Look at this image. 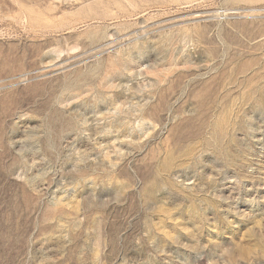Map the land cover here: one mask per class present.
Here are the masks:
<instances>
[{"label": "rangeland", "instance_id": "374dc122", "mask_svg": "<svg viewBox=\"0 0 264 264\" xmlns=\"http://www.w3.org/2000/svg\"><path fill=\"white\" fill-rule=\"evenodd\" d=\"M0 264H264V0H0Z\"/></svg>", "mask_w": 264, "mask_h": 264}]
</instances>
